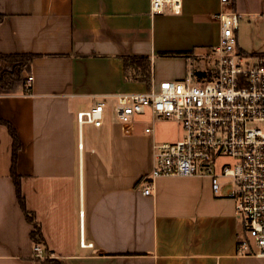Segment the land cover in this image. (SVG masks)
I'll return each instance as SVG.
<instances>
[{"label":"crops","instance_id":"0c3cea01","mask_svg":"<svg viewBox=\"0 0 264 264\" xmlns=\"http://www.w3.org/2000/svg\"><path fill=\"white\" fill-rule=\"evenodd\" d=\"M220 8L219 0H182L179 14L153 15L151 0H0V53L37 55L24 72L25 78L34 77L31 93L0 95V118L12 123L21 140L22 193L52 259L61 264H264V257L254 255L253 236L237 217L235 201L216 196L209 176L162 177L152 195L141 193L153 165V144L182 135L174 120L158 119L148 134L147 112L138 118L134 135L126 136L119 121L107 116L109 105L115 113L116 94L150 87L126 78L124 56L149 57L156 83L189 76L203 83L209 73L215 76ZM233 8L240 22L264 16V0H234ZM238 44L244 50L239 38ZM180 51L193 55H160ZM100 101L106 104L103 125L80 128L77 113ZM161 126L172 130L164 136ZM138 134L148 138L140 157L128 140ZM222 160L230 161L220 158L218 168ZM11 165L12 138L0 125V264H41ZM82 238L92 245L82 246ZM241 239L250 241L247 254L238 252Z\"/></svg>","mask_w":264,"mask_h":264},{"label":"built area","instance_id":"2783aa9c","mask_svg":"<svg viewBox=\"0 0 264 264\" xmlns=\"http://www.w3.org/2000/svg\"><path fill=\"white\" fill-rule=\"evenodd\" d=\"M219 2L213 79L203 83H195L191 76L159 83L152 79L144 93L116 94L114 111L126 136L134 135L138 118L147 112L152 125L145 128L146 133H154L160 118L174 120L182 130L174 142L153 144V165L140 188L144 196L152 195L158 178L209 176L216 196L235 201L237 217L253 236L254 255L264 257V50L249 53L239 47L240 16L233 8L234 0ZM167 10L179 14L182 0H151V14ZM26 80L31 89L33 75ZM105 106L100 101L79 111L78 126L101 127ZM223 157L230 161L218 168ZM80 244L92 245H85L84 238ZM249 247L250 241L241 239L238 252L247 254ZM34 253L39 259L51 258L41 244L34 246Z\"/></svg>","mask_w":264,"mask_h":264},{"label":"trees","instance_id":"16d2710c","mask_svg":"<svg viewBox=\"0 0 264 264\" xmlns=\"http://www.w3.org/2000/svg\"><path fill=\"white\" fill-rule=\"evenodd\" d=\"M4 16L0 14V23ZM161 56L166 57H183L191 58L192 51L183 52H162ZM37 57L36 54L32 53H11L3 54L0 53V95H11V94H30L31 89L27 88V80L24 77L25 71H30L33 60ZM124 66L126 78L133 81H143L150 85L151 82V63L147 56H124ZM203 72L195 71L194 74L201 76ZM210 74V73H209ZM206 81L213 79L214 75H209ZM205 75V73H204ZM0 125L5 126L12 138V165H11V176L16 187V196L20 208L26 218V220L32 224L33 230L31 231V238L34 244H41L44 248L45 255H50V250L46 245V240L42 233L40 223H38L36 216L33 212H30L26 205V200L22 193L21 187V176L17 172L18 155L22 147L21 140L18 133L11 122L0 118ZM41 264H61L60 261L52 259L49 256L38 259Z\"/></svg>","mask_w":264,"mask_h":264},{"label":"rangeland","instance_id":"374dc122","mask_svg":"<svg viewBox=\"0 0 264 264\" xmlns=\"http://www.w3.org/2000/svg\"><path fill=\"white\" fill-rule=\"evenodd\" d=\"M239 43L240 46L246 52H260L264 50V20L260 17L256 20H250L243 18L240 22V29H239ZM215 56V55H214ZM210 66V61L208 62ZM213 65V64H212ZM206 67V63H205ZM107 116L113 121H116L117 118L115 117V113H113V105H109L107 108ZM171 128L169 126H161V134L166 136L171 132ZM163 136V137H164ZM130 141L129 145L134 150L135 155L142 156L144 155L145 145L147 144L148 138L144 137L143 135L138 134L135 138H128ZM138 165H142L141 158L138 160ZM226 160H222L219 162L220 164ZM241 235L245 233L244 228L241 226L240 228ZM251 246V245H250ZM250 248V247H249ZM249 252V250H248Z\"/></svg>","mask_w":264,"mask_h":264}]
</instances>
